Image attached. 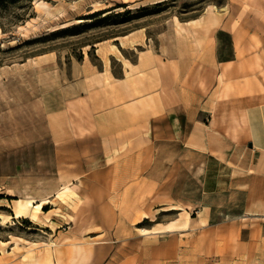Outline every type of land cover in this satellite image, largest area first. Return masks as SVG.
Wrapping results in <instances>:
<instances>
[{"label": "rangeland", "instance_id": "rangeland-1", "mask_svg": "<svg viewBox=\"0 0 264 264\" xmlns=\"http://www.w3.org/2000/svg\"><path fill=\"white\" fill-rule=\"evenodd\" d=\"M156 1L0 0V264H264V225L245 222L239 205L220 201L207 226L192 230L201 224L195 209L204 200L196 173L174 190V201L164 180L157 200L152 196L148 178H163L166 170L150 172L148 164L140 195L108 197L72 183L83 162L68 138L53 136L50 123L64 107L69 67L98 66L99 49L117 36L149 25L162 32L169 18L193 19L229 2ZM220 39L221 58H230V35ZM17 199L31 201L25 218H14ZM46 199L52 203L37 209ZM166 203L184 210H162Z\"/></svg>", "mask_w": 264, "mask_h": 264}, {"label": "crops", "instance_id": "crops-1", "mask_svg": "<svg viewBox=\"0 0 264 264\" xmlns=\"http://www.w3.org/2000/svg\"><path fill=\"white\" fill-rule=\"evenodd\" d=\"M174 18L163 23L168 38L149 25L117 36L137 39H116L117 52L105 41L98 66L69 67L64 107L50 123L83 162L72 183L108 197L140 195L148 164L150 172L166 170L148 178L152 196L164 180L174 201L196 173L204 200L192 230L207 226L220 201L239 205L245 222L264 225V0L210 5L196 18H178L180 31L170 29ZM222 32L232 42L227 59Z\"/></svg>", "mask_w": 264, "mask_h": 264}, {"label": "bare ground", "instance_id": "bare-ground-1", "mask_svg": "<svg viewBox=\"0 0 264 264\" xmlns=\"http://www.w3.org/2000/svg\"><path fill=\"white\" fill-rule=\"evenodd\" d=\"M160 1H162V0H157L156 1V3H158V2H160ZM41 5H43V6H45L46 7V9H49V5L48 4H45L43 1H38V6H41ZM105 9V8H104ZM96 11H98V10H96ZM94 12V11H93ZM88 13H92V12H88ZM82 22V20L81 19H79V20H76V22H66V23H64V24H62L61 26H59V27H56L55 29H53L54 31H56V30H59V29H62V28H66V27H69V26H71V25H74V24H79V23H81ZM177 24V25H180V23H179V20H178V18L177 17H175L174 18V21L173 22H169V26H170V29L171 30H176V28H177V31H180L179 29H178V27L176 26H174V24ZM23 27H26V26H20V28H23ZM170 30V31H171ZM141 33H142V35L145 33V29H143L142 31H141ZM171 33V32H170ZM170 33H167V32H162L161 33V36L165 39V38H168L167 37V35H169V37H170ZM127 38V37H126ZM115 40L116 39H121L122 40V43H124V44H130V45H133L134 44V41H136L137 39H134V37L133 38H127L126 39V41L124 40V38H120V37H115L114 38ZM89 47V46H88ZM87 47V48H88ZM111 49L113 50V51H119V48L117 47V45L116 44H114V43H111ZM100 51H103V52H105L106 51V48H104L103 46H102V48L101 49H99ZM52 203L51 201H49V200H42L41 201V204H39L38 206H37V209H40L41 208V205H43V204H45V203ZM29 204H31V201H25V200H23V199H17V205H16V212H15V216H14V218H19V219H21V218H25L26 217V215H25V208H26V206H28ZM174 209H177V206H165V207H163L162 208V210H174ZM77 259H80V258H77V257H75L74 255L72 256V261L73 262H76V261H79V260H77Z\"/></svg>", "mask_w": 264, "mask_h": 264}]
</instances>
